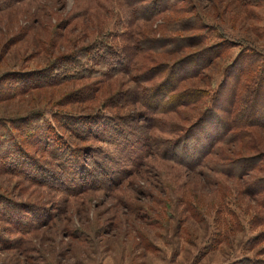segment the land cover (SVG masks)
<instances>
[{
    "label": "rangeland",
    "instance_id": "1",
    "mask_svg": "<svg viewBox=\"0 0 264 264\" xmlns=\"http://www.w3.org/2000/svg\"><path fill=\"white\" fill-rule=\"evenodd\" d=\"M215 42L174 92L206 97L173 108L170 64ZM247 48L264 56V0H0V137L21 156L0 163V264H264V76L239 126L258 63L224 69ZM226 75L235 129L172 155Z\"/></svg>",
    "mask_w": 264,
    "mask_h": 264
},
{
    "label": "trees",
    "instance_id": "2",
    "mask_svg": "<svg viewBox=\"0 0 264 264\" xmlns=\"http://www.w3.org/2000/svg\"><path fill=\"white\" fill-rule=\"evenodd\" d=\"M222 44L224 45V43L215 42L209 44V46H203L201 47V50L194 53H190L188 56L185 57V59L183 58L181 60L171 63L170 70L168 71L167 75L165 76V78L161 83L163 85L161 90H163L164 87L167 86L168 88H170V90H173L174 93L175 90H177V88L181 84L182 82L181 79H183V75L187 77V76H195L200 74V72L213 60L212 57L214 56L215 58L218 54L217 52L216 54L212 55L213 52L211 50L216 49L213 48L214 47L213 45L222 46ZM211 46L213 47L210 48ZM253 51L254 48H247L242 50V52H240L235 58V61L224 68L226 73L230 72L233 66L235 65V63L239 62L243 58V56L248 57V59L255 58L256 61L255 59H253L252 65L258 63L254 66V68H256L258 72V76L260 77L259 78L257 77L253 87L248 88L249 90L247 92L249 98L248 101L244 103L245 104L244 107L240 110L242 111L243 116L241 119L242 122L240 123L239 121L240 123L239 126L240 125H244L247 127L253 126L251 125V123H254L253 121L254 113L257 109H259L258 104L260 100H262V98L258 96L260 95V88H261L260 83L261 85L263 83L262 78L264 76V56L261 55L258 51L257 54L254 53ZM122 62H123L122 60L121 61L116 60V64H120ZM178 65L180 66L178 67ZM228 79L229 77L228 75H226L223 78V80L219 83L217 90L210 94L208 103H206V105L202 107V110L194 117L193 121L189 125L183 126V128H181L180 134H178L176 140L168 141L171 144V146L168 147L167 151H171L172 155L175 156V153L177 155V148H179L180 146H184L181 150L182 152L186 153V145H185L186 142L193 140L200 141L210 136L207 143H205V145L203 146L205 148L200 151H197V154L192 159V160H199L200 157L202 158L203 156L209 153L210 147H212L217 142H220V139L216 140V137L218 135L220 134L225 135L228 132L235 129V123L234 124L232 123V125L228 126V122H226L224 114H229V113L232 114L235 105L234 100L236 99L235 97L237 95V92L239 91L238 88L241 89L242 86L241 88L240 87L237 88V86L240 85L241 81L237 86L231 84L229 92L227 93L226 91L223 94L222 89L225 87ZM205 94L200 89H191V90L180 89V91L172 95V99H175L174 104H172V107L174 108L176 106L178 107L186 106L192 102H196L199 99H203L204 96L206 97ZM168 98H165L164 101H166ZM225 102L227 103L224 106ZM218 105L219 107L223 108V109L221 108L222 113L219 112L220 109L216 111L217 109L216 107ZM210 124H215L217 126L218 131H216L215 134H213L214 130L209 128ZM208 133H210V135H208ZM13 146L14 143H12V149H11L8 146L7 138L0 137V163L4 169L9 171L11 170L9 169L10 167L14 168L16 164L18 165V163L21 162V156L18 153H16L18 151V148H13ZM58 148L59 147H56V149ZM249 161L243 159L233 160L230 163H227V165H225V169H228L232 173H234V171H237V174H239L241 173L242 169H244L243 167L246 166L249 167L250 165ZM195 166H198V163L195 164ZM80 172H81V174H79L80 178L77 179L75 182H72L71 180H70L71 182H69L70 178L67 179V177L60 178L61 181L68 182L66 186L64 185L65 186V188H63L64 191L73 192L76 191L77 189L83 188L84 186L83 176L86 175V171L81 170Z\"/></svg>",
    "mask_w": 264,
    "mask_h": 264
}]
</instances>
